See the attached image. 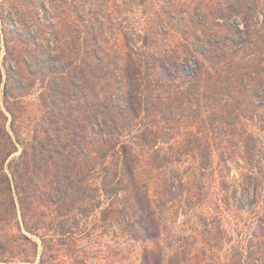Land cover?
Segmentation results:
<instances>
[{"label": "trees", "instance_id": "1", "mask_svg": "<svg viewBox=\"0 0 264 264\" xmlns=\"http://www.w3.org/2000/svg\"><path fill=\"white\" fill-rule=\"evenodd\" d=\"M126 1L127 6L138 7L143 2ZM105 6V0H36L27 12L19 11L20 18L27 15L33 20L35 30H24L25 39H18L14 50L8 44L10 32L5 30L6 80L0 100V250L7 248L9 259L36 257L39 246L46 250L71 241L80 227L78 218L113 214L114 218L121 217L135 241L144 244L140 264H189L198 257L189 255L186 247L167 248L165 253L157 244L163 231L162 201L175 190L170 185L171 176L166 178V174L159 180L154 172L188 162L190 177L196 178L194 171L198 176L216 160L223 169L250 170L253 176L247 172L242 181L256 183L262 174L260 161L251 137L237 142L231 133L221 139L228 149L218 154L199 149L197 137L187 142L196 148L194 151H164L159 143L168 145L173 138L159 135L149 124L163 115L159 105L169 113L179 99L168 94L176 83L173 72L181 75L189 92L203 91L212 105L206 111L208 120L225 125L231 121L227 126L232 130V121L241 117L234 107L239 87L245 81L252 83L249 67L243 74L237 59L240 51L245 54L249 47L238 50L235 40L248 44L259 17L264 21V0H224L218 9L199 18L205 32L194 39L205 47L207 66L200 65L192 73L167 67L169 56L135 58L128 46L123 68L102 72L99 52L106 43L103 23L110 18ZM81 13L87 25L98 24L97 34L86 32L79 37L71 29L72 23L64 28L66 19H82ZM50 41L53 56L46 55L40 46L46 42L51 50ZM156 65L158 70H151ZM36 80L41 87L32 91L27 81ZM220 92L227 93L226 104L217 99ZM247 93L244 98L253 109L250 117L264 111L263 100L256 101L250 91ZM32 95L36 97L27 102ZM30 113L36 117L33 125L28 123ZM97 114L100 123L94 128ZM238 143L242 145L239 154L233 149ZM145 169L150 173L145 174ZM84 177L95 181L89 185L90 198ZM153 188L158 190L155 194ZM254 189L252 240L244 252H239L235 264H264V198L258 196L257 187ZM23 243L29 245L28 252L17 254ZM202 251L194 250L197 254ZM209 259L203 264H211Z\"/></svg>", "mask_w": 264, "mask_h": 264}, {"label": "rangeland", "instance_id": "2", "mask_svg": "<svg viewBox=\"0 0 264 264\" xmlns=\"http://www.w3.org/2000/svg\"><path fill=\"white\" fill-rule=\"evenodd\" d=\"M33 1L36 0H0V100L6 80L5 30L10 32V35H7L8 44L14 50L18 39H25L22 33L24 30L26 33L35 30L36 26L29 16L20 18L19 15L20 10L27 12ZM38 1L47 2V0ZM140 1H143L141 7L135 4L127 6L126 0H105L106 13L110 18L103 23L106 43L101 53L99 52V68L102 72H118L122 69L128 48L135 58L153 60L169 56V63H166V66L171 65L173 69L184 73H192L200 65L207 66L205 47L201 48L194 37L201 36L205 32V27L199 18L211 9H218L219 4L224 3V0ZM79 10L85 13L83 8ZM217 15L219 16V12ZM80 16L82 19H69V21L66 19L64 28L70 27L72 23L71 29L76 31L79 37H83L86 32L97 34L98 24L87 25L83 21V13ZM234 19L236 23L239 21L237 17ZM258 22L248 44L242 39L235 40L236 49L243 50L249 47L245 54L240 51L237 59L240 61L243 74L246 67H249L252 83L250 85L245 81L239 87L240 94H237L239 99L234 107L241 117H236L232 121V130L227 126L231 121L226 122L225 125L217 120H208L209 113L206 111L212 105L204 98L203 91L189 92L188 85L182 84L181 75L173 72L171 73L176 78V83L172 85L168 94L179 99L170 107L169 113H166L164 105H159L158 110L163 112V115L159 114L153 125L149 124V120H144V123L148 122L147 124L151 125L159 135L168 134L173 138L168 145L159 143V148L164 151L187 153L194 151L196 148L193 149L187 142L191 137H197L200 139L199 149L218 154L227 148L221 139L231 133L237 142L251 137L254 153L260 161L262 174L261 179L256 183L242 181L244 174L247 172L249 174L250 170L246 172L245 169L239 168L223 169L216 160L212 167L200 172V175L197 176V172L194 171L196 178L190 177L192 168L188 162L183 166L175 165L170 170L154 172L155 178L159 180L163 175L167 174L166 178L171 176L170 185L175 190L173 195L168 194L162 201L160 211L163 217V231L157 244L164 251L167 248L186 247L189 255L196 254L198 257L189 264L199 261L203 264L209 258L211 264H235L239 252L242 250L244 252L249 241L252 240V221L256 212L254 187H257L258 196L264 198V111H258V115L255 112L256 114L250 117L252 105L244 98L248 94L247 91H250L256 101L264 102V21L259 17ZM240 29H242L241 25ZM45 43H40V46L46 55L53 56V43L48 42L51 50L47 49ZM151 70L157 71V65L156 69L151 66ZM29 73L33 74L34 70L30 69ZM27 83L32 85V91L41 87L39 80L33 83L27 81ZM107 84H100L99 88H104ZM156 94L165 97L164 93V95ZM226 94L220 92L217 96L222 104L227 102ZM34 97L36 96L32 95L26 101L29 102ZM30 114L31 121L28 123L33 125L36 117L34 113ZM97 115L94 128L100 123V114ZM177 121L186 123H177ZM208 139L211 141L208 142ZM233 149L239 154L242 145L238 143ZM148 172L149 169H145V174ZM92 179L87 177L83 179L88 190V198L91 193L89 185L95 184ZM189 182L191 183L188 184ZM153 190H155L154 194L158 191L157 188ZM180 202L188 203L189 208ZM198 203L200 205L197 206ZM108 218L110 220L107 223L103 222ZM77 222L80 227L71 241L51 245L46 250L39 246L37 256L28 259L20 257L9 259L7 248L1 249L0 253H5L3 259H0V264H140L144 244L130 236L128 232L130 229L120 216L114 218L113 214H106L104 218L80 217ZM151 247L153 244L149 245V248ZM196 249L203 251L197 254L194 252ZM28 250L29 245L23 243L17 254ZM42 257L43 263H41Z\"/></svg>", "mask_w": 264, "mask_h": 264}]
</instances>
